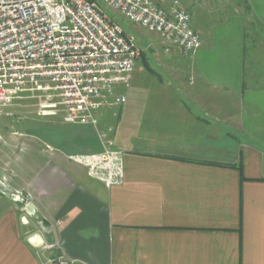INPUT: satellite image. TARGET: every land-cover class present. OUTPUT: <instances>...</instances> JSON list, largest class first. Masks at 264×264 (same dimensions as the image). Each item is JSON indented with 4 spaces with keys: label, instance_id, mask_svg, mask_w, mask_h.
<instances>
[{
    "label": "crops",
    "instance_id": "0c3cea01",
    "mask_svg": "<svg viewBox=\"0 0 264 264\" xmlns=\"http://www.w3.org/2000/svg\"><path fill=\"white\" fill-rule=\"evenodd\" d=\"M216 29L189 82L137 80L140 58L100 130L0 135V180L36 210L0 193V264H264V0ZM98 132L124 152L121 186L70 160L102 151Z\"/></svg>",
    "mask_w": 264,
    "mask_h": 264
},
{
    "label": "built area",
    "instance_id": "2783aa9c",
    "mask_svg": "<svg viewBox=\"0 0 264 264\" xmlns=\"http://www.w3.org/2000/svg\"><path fill=\"white\" fill-rule=\"evenodd\" d=\"M103 6L123 11L187 58L202 47L181 0H0V111L29 94L39 102V116L96 126L98 112L126 101L116 87L129 86L141 51ZM70 160L107 189L125 181L124 152L113 141ZM13 199L31 204L17 191Z\"/></svg>",
    "mask_w": 264,
    "mask_h": 264
},
{
    "label": "rangeland",
    "instance_id": "374dc122",
    "mask_svg": "<svg viewBox=\"0 0 264 264\" xmlns=\"http://www.w3.org/2000/svg\"><path fill=\"white\" fill-rule=\"evenodd\" d=\"M181 2L191 15V29L194 32H200L198 29L202 30L201 41L204 42L203 49L207 47L205 43V30L212 29L213 26L216 25V31L218 33V31L223 28L224 24L229 22L233 16V0H181ZM103 9L110 19L121 26L126 35L133 34L137 40V46L141 51V68H143L145 72V75L140 73V75H138L136 72L134 76L137 77V80L143 79L156 82L190 81L188 78L189 68L187 66V61H185V56L178 48L171 47L159 35L149 33L130 23L121 14L105 6H103ZM142 76H144V78H142ZM124 88V83L118 85L116 87L117 94H120ZM38 104V100L32 98V96L28 94L17 100L13 107L0 111V135H3V133L5 134V132L9 130L25 131L29 129L44 134L47 128H49L47 126L48 124H58L62 121L60 116H39ZM44 121L48 123H43L44 125L41 124L42 126L38 127L40 123ZM97 121V125L92 127H98L99 129L98 118ZM59 127V129L65 130L62 126ZM98 134L103 143L105 141H113L110 138V133L100 134L98 132Z\"/></svg>",
    "mask_w": 264,
    "mask_h": 264
},
{
    "label": "water",
    "instance_id": "95a60500",
    "mask_svg": "<svg viewBox=\"0 0 264 264\" xmlns=\"http://www.w3.org/2000/svg\"><path fill=\"white\" fill-rule=\"evenodd\" d=\"M0 193L13 198L16 197V191L12 190L10 187H8L3 181L0 180ZM27 211L32 215L36 216V210L35 207L32 204L27 205Z\"/></svg>",
    "mask_w": 264,
    "mask_h": 264
},
{
    "label": "bare ground",
    "instance_id": "6f19581e",
    "mask_svg": "<svg viewBox=\"0 0 264 264\" xmlns=\"http://www.w3.org/2000/svg\"><path fill=\"white\" fill-rule=\"evenodd\" d=\"M116 12L123 16V11H116Z\"/></svg>",
    "mask_w": 264,
    "mask_h": 264
}]
</instances>
